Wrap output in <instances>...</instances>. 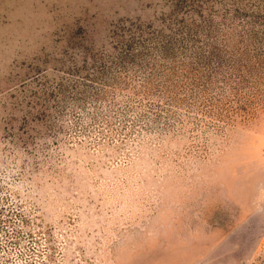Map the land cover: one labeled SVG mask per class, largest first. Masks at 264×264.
Segmentation results:
<instances>
[{"label": "rangeland", "instance_id": "rangeland-1", "mask_svg": "<svg viewBox=\"0 0 264 264\" xmlns=\"http://www.w3.org/2000/svg\"><path fill=\"white\" fill-rule=\"evenodd\" d=\"M0 264H264V0H0Z\"/></svg>", "mask_w": 264, "mask_h": 264}]
</instances>
